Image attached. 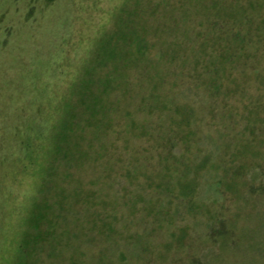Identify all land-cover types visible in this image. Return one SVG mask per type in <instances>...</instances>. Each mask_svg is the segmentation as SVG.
<instances>
[{"label":"rangeland","instance_id":"374dc122","mask_svg":"<svg viewBox=\"0 0 264 264\" xmlns=\"http://www.w3.org/2000/svg\"><path fill=\"white\" fill-rule=\"evenodd\" d=\"M216 1L0 0V264H264V191L249 201L248 190L218 186L226 153L248 137L246 102L264 96V59L249 61L264 44L247 41L251 51L231 54L228 74L214 73L199 47L216 18L202 6ZM89 88L107 129H86L83 160L45 174L42 141L53 142ZM159 101L193 111L188 150L174 139L173 156L151 147L169 125L168 110L148 112ZM257 151L264 166V143ZM207 153L213 162L191 205L137 174ZM108 217L117 218L112 232L100 229Z\"/></svg>","mask_w":264,"mask_h":264},{"label":"trees","instance_id":"16d2710c","mask_svg":"<svg viewBox=\"0 0 264 264\" xmlns=\"http://www.w3.org/2000/svg\"><path fill=\"white\" fill-rule=\"evenodd\" d=\"M242 1L243 0H230L229 3L228 0L226 4L224 0H217L213 2L211 6H202L204 7L202 8L204 11L201 10L200 13L201 16L207 17V20L211 16L216 17L213 24L209 23L210 29L208 32H210V34L199 49L201 50L200 57H203L204 61L214 58L216 61L214 62L213 60L212 63L214 73L220 72L221 76H225L230 72L233 60L231 54L237 51L240 53L251 51L250 46L245 45L247 41L254 40V44H264V15L261 14L264 13V0H247L246 3ZM228 8L230 9L229 11ZM250 18H256L260 23L255 25ZM230 26H240L243 28L240 31L235 29L234 33H232ZM252 50L254 51L249 55V61L253 59L261 61L264 59V53L260 51L261 49L252 48ZM207 64L209 65V61ZM242 80L245 84L248 83L246 78ZM260 86L264 92V81L260 82ZM78 91H80L78 94L80 97L77 102V111L73 110L75 106L72 107V110L67 108L64 111L66 125L59 126L58 129L54 130L52 143H49V141H47L49 139L47 138H45V141H42L43 144L45 143L46 157L49 161L44 170L45 174L58 170L60 164L65 163L70 166L71 164H78L79 161L83 160L85 157L84 155H86V151L82 147V144L86 141L83 132L86 129H92V132L97 131L98 134H100L102 130L107 129L103 125L102 116L98 111L99 109L95 110V106L99 101L98 96L93 95L90 88L88 91H83V89H79ZM88 94H90V96H88ZM89 97L91 103L88 102L89 105H87L86 99ZM248 102L249 101L246 102L243 111L244 124L246 125L244 130L247 132L245 135H248V137L245 140H241L239 137L240 139L236 141L234 149L226 153L222 164L223 166L219 167L224 174V180L218 183V186L222 194L227 191H231L234 194H238L240 191L245 193L248 190L247 197L249 199L251 190L257 191L258 189L264 191V166L259 165V152L257 151V146H261L264 140L256 141L261 131L264 132V96L254 97L249 103ZM171 107L174 108L170 109ZM171 107L159 101L157 105L150 107V110L148 109L151 115L157 111L163 112L168 110L171 112L168 119L169 125L164 127L166 129L162 137L150 139L152 140L151 147L154 146L157 152L164 149L166 156H173L174 154L175 148L172 146L173 139L179 143H183V145H185V150H188V144L192 143L189 139L192 138L190 127L193 121V111H190L187 105L180 103H175ZM131 120L132 123L130 125H132V130L134 131L138 128V125L133 122V119ZM161 126L162 125L158 127L159 134H162ZM140 136H146L144 128ZM88 147L91 148V145L89 144ZM178 150H181V148ZM157 158L162 164L164 157L159 154ZM211 158L212 154L207 153L202 156L198 162L196 161V163L193 164L190 159L184 160L176 157L173 164L168 163V173L164 168L166 171L165 173H148L145 172L146 170L142 169V171L137 172V174L140 176L142 173L141 176L146 179L147 183H154L156 179L159 180L157 188L160 191H166L171 194L176 193L182 199H188L191 205L196 195H198L201 179L208 165L213 162ZM261 158L262 155L260 156V159ZM166 160H168V158H166ZM262 161L264 163V158H262ZM138 168H141V166ZM255 171L258 175H255ZM128 173L129 172H127V174ZM127 176L126 178L129 182H136L138 184L136 188L141 186V183L136 178L137 175L129 173ZM61 204L62 203L59 201V205ZM206 206V204H203L201 208H206ZM47 211H49V208H47V210L45 209V212ZM43 214L46 213H42L38 219L34 220V228L38 229L39 221L45 220L47 214ZM116 221V217H108L107 221L101 224L100 229L112 232L113 229L111 228H113V224ZM93 225L95 228H98V223L96 221ZM185 230L186 229H180L179 232L184 234L186 232ZM177 233H171V236L175 238Z\"/></svg>","mask_w":264,"mask_h":264}]
</instances>
